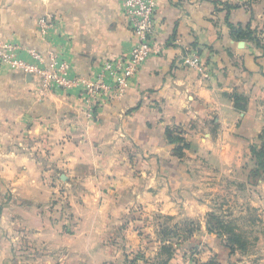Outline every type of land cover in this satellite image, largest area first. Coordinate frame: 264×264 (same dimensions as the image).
I'll use <instances>...</instances> for the list:
<instances>
[{
	"label": "crops",
	"instance_id": "crops-1",
	"mask_svg": "<svg viewBox=\"0 0 264 264\" xmlns=\"http://www.w3.org/2000/svg\"><path fill=\"white\" fill-rule=\"evenodd\" d=\"M226 1L158 0V51L94 106L82 82L46 89L0 60V264H157L158 232L192 223L169 264H264V0H228L242 4L229 18ZM0 41L28 61L55 51L89 81L136 37L121 0H0ZM192 51L203 72L184 63ZM212 212L245 250L209 232Z\"/></svg>",
	"mask_w": 264,
	"mask_h": 264
},
{
	"label": "built area",
	"instance_id": "built-area-1",
	"mask_svg": "<svg viewBox=\"0 0 264 264\" xmlns=\"http://www.w3.org/2000/svg\"><path fill=\"white\" fill-rule=\"evenodd\" d=\"M129 27L136 37V43L128 56L109 59L101 77L96 80H82L72 73L71 64L61 58L57 52L50 51L46 58L41 52L31 49L32 61L23 58L20 50L12 43L0 41V60L10 68L37 77L46 88H72L80 82L84 84L81 94L86 104L94 106L108 98H118L130 87L132 78L140 67L158 51L155 24L158 12V0H121ZM52 24L46 18L39 20L40 31L48 33ZM184 63L203 72L200 54L189 52Z\"/></svg>",
	"mask_w": 264,
	"mask_h": 264
},
{
	"label": "trees",
	"instance_id": "trees-1",
	"mask_svg": "<svg viewBox=\"0 0 264 264\" xmlns=\"http://www.w3.org/2000/svg\"><path fill=\"white\" fill-rule=\"evenodd\" d=\"M242 4L240 3H232L230 1L225 2V8L227 9V14L229 18V13L236 8L241 7ZM248 5V3H245V6ZM229 25L231 27L232 34L235 35V37L239 39H249L254 41L258 46H262L261 39L255 34L256 31L252 30L250 27V23L243 24V22L233 23L229 21ZM166 134L170 141L177 143V146L175 147V153L181 154L182 151L189 147L188 143L185 141V139L179 134V132H175L169 128L166 129ZM258 155L260 156L259 163L264 168V152L260 151L258 152ZM261 172V168L258 169L256 173L259 174ZM170 226H166L163 228L162 236H161V250L160 253L162 255H166V260H161L157 264H169V261L174 256L175 252L177 251L180 244L183 242V234L182 232L178 231H184V232H192L195 227L192 224H189L187 226L179 227L178 229L177 225L169 228ZM208 230L212 234H216L219 238H221L222 243L225 245V247L229 250L230 254H233L237 250H245L247 247L248 242L243 238V236L237 232L236 226H234L232 223L227 222L224 219H221L220 216H218L215 212L210 213V221L208 224ZM139 259V256L137 258H134L131 261L132 263H135ZM142 259V258H140ZM136 260V261H134ZM144 264H155L153 262H150L145 259ZM209 264H215L214 262H210Z\"/></svg>",
	"mask_w": 264,
	"mask_h": 264
},
{
	"label": "rangeland",
	"instance_id": "rangeland-1",
	"mask_svg": "<svg viewBox=\"0 0 264 264\" xmlns=\"http://www.w3.org/2000/svg\"><path fill=\"white\" fill-rule=\"evenodd\" d=\"M170 227L169 228H171V227H173V225H169ZM162 231H163V229L161 230V234L159 235V233L160 232H158V242H159V237H161L162 236ZM162 244V242H160V243H158V246H159V249L158 250H160L161 249V245ZM240 252H241V250H240ZM239 259V261H241V260H244L243 258H241V257H238ZM235 259H237V257H235Z\"/></svg>",
	"mask_w": 264,
	"mask_h": 264
},
{
	"label": "water",
	"instance_id": "water-1",
	"mask_svg": "<svg viewBox=\"0 0 264 264\" xmlns=\"http://www.w3.org/2000/svg\"><path fill=\"white\" fill-rule=\"evenodd\" d=\"M27 76L30 78L31 77V75H29V74H27Z\"/></svg>",
	"mask_w": 264,
	"mask_h": 264
}]
</instances>
